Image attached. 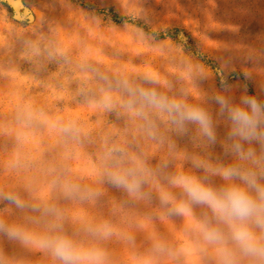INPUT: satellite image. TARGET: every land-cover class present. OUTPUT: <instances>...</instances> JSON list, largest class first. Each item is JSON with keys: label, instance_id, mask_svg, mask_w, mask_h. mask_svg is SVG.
Returning a JSON list of instances; mask_svg holds the SVG:
<instances>
[{"label": "rangeland", "instance_id": "1", "mask_svg": "<svg viewBox=\"0 0 264 264\" xmlns=\"http://www.w3.org/2000/svg\"><path fill=\"white\" fill-rule=\"evenodd\" d=\"M13 8L0 0V223L32 240L0 231V264H59L38 244L57 231L102 249L105 264H214L195 230L207 209L178 215L160 194L187 199L167 177L207 175L193 158L233 162L223 148L229 123L212 98L264 102V0H19ZM123 81L204 108L217 143L196 125L177 133L155 111L150 137L120 106ZM69 124L71 133L60 131ZM117 161L149 170L146 195L110 182ZM69 186L78 191L67 194ZM105 224L106 238L86 231Z\"/></svg>", "mask_w": 264, "mask_h": 264}, {"label": "clouds", "instance_id": "2", "mask_svg": "<svg viewBox=\"0 0 264 264\" xmlns=\"http://www.w3.org/2000/svg\"><path fill=\"white\" fill-rule=\"evenodd\" d=\"M118 86L128 97L121 100L120 106L145 122L150 137L156 136L155 122L149 117V112L155 111L166 115L177 133L186 134L188 125H196L199 136L209 144L217 143L213 118L204 108L191 105L185 99L170 98L155 88L133 86L128 81ZM212 99L219 105V115L229 123L223 148L224 155L231 156L233 162L212 165L193 158V166L203 169L207 175L197 177L178 172L168 176V183L181 189L187 199L176 202L171 193L162 191L161 203L171 205V211L186 217L193 216V205L207 209L196 222L195 230L202 247L211 249L214 264H264V102L248 95L242 96L239 103H232L222 95ZM103 106L112 110L115 104L111 96L104 97ZM60 131L71 133L73 126L65 125ZM121 163L117 161L116 170L107 173L110 182L132 196L146 195L141 188L149 170L143 164L124 168ZM213 176H219L224 183L213 186L210 182ZM76 191L75 186L66 188L69 195ZM8 198L21 206L19 201ZM54 227L61 228L59 224ZM0 231L25 243L32 240L20 229L5 228L2 223ZM86 231L105 238L112 234L106 224L99 228L87 227ZM38 244L59 264H105L106 253L102 249L78 243L62 231L40 237Z\"/></svg>", "mask_w": 264, "mask_h": 264}, {"label": "bare ground", "instance_id": "3", "mask_svg": "<svg viewBox=\"0 0 264 264\" xmlns=\"http://www.w3.org/2000/svg\"><path fill=\"white\" fill-rule=\"evenodd\" d=\"M10 2H11V4H12V6L15 8V10H17V8L19 7V0H10ZM22 7V6H21ZM13 8V9H14ZM24 13L25 14H27L28 13V10L27 9H25L24 10ZM30 13V12H29ZM17 14V13H16ZM24 15V14H23ZM18 16V15H17ZM26 16H28V15H26ZM30 17V16H29Z\"/></svg>", "mask_w": 264, "mask_h": 264}]
</instances>
